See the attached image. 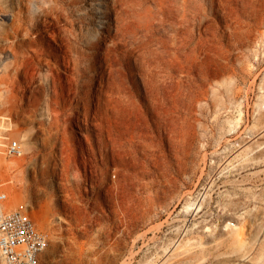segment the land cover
<instances>
[{"label": "rangeland", "instance_id": "obj_1", "mask_svg": "<svg viewBox=\"0 0 264 264\" xmlns=\"http://www.w3.org/2000/svg\"><path fill=\"white\" fill-rule=\"evenodd\" d=\"M71 1L35 30L0 0V182L40 264H264V0Z\"/></svg>", "mask_w": 264, "mask_h": 264}, {"label": "built area", "instance_id": "obj_2", "mask_svg": "<svg viewBox=\"0 0 264 264\" xmlns=\"http://www.w3.org/2000/svg\"><path fill=\"white\" fill-rule=\"evenodd\" d=\"M0 153L20 157L22 143L0 131ZM7 191L0 182V260L2 264H40L39 258L48 245L47 234L31 216L19 209H7Z\"/></svg>", "mask_w": 264, "mask_h": 264}, {"label": "bare ground", "instance_id": "obj_3", "mask_svg": "<svg viewBox=\"0 0 264 264\" xmlns=\"http://www.w3.org/2000/svg\"><path fill=\"white\" fill-rule=\"evenodd\" d=\"M31 1V0H30ZM35 4V10L34 12L31 14V25L33 28H35V30H39L43 27L42 25V21H43V17H47V15H50V14H56L58 16L61 15L62 13V10H63V0H32ZM71 2H74L73 0ZM45 3H47V5H44ZM16 18L19 19L20 21H22L24 23V20H25V16H21L20 14L16 15ZM116 26V25H115ZM25 30V29H24ZM107 32L105 35H102L101 34V37L99 39H105V38H108V37H111L112 36V33L108 32V31H105ZM112 32V31H111ZM12 56H13V62L12 64H17V62L19 61H22L23 58H24V55L23 53H21L20 55L17 54V51L16 50H13L12 51ZM42 63V61L39 62V65ZM78 73L79 72H76V69H75V75L78 76ZM24 85V81L22 83ZM74 85L77 86L78 85V81H77V78H75V81H74ZM25 86V85H24ZM22 86V87H24ZM76 93V91L74 92ZM29 95V94H28ZM27 97V96H26ZM33 99H35V96H34V88L31 86L30 87V95L28 96V101L25 102L24 98H21L19 103L17 104L16 106V110H17V113L20 115V116H24L28 110H26L25 108V105H34L33 103ZM48 102V105H50L49 101ZM102 104L100 102H97L96 105L94 107H92V110L94 112V115L95 116H99L101 113H102ZM30 110V109H29ZM90 110V109H89ZM53 127V122H49L47 125H45L44 129H47V130H51ZM169 129V128H168ZM171 129V128H170ZM170 129L168 131H170ZM150 144V143H149ZM100 146L102 148H107V147H114L112 146V138L110 137V134L108 133V136L107 138H102L101 140V144ZM151 147V146H150ZM149 145H147L146 149H145V152H144V156H145V164H146V167H148L149 169H147V171L149 173H152V172H155V169H156V166H155V161H153L151 159V156L153 155L152 153V150L150 149ZM114 150H111V153L110 155L112 156V160L115 158V155H114ZM53 157V156H52ZM52 159V158H51ZM42 162L43 163H46L44 166L40 165L38 167L39 169V173L40 175L42 176L45 172L48 171V166H49V156L46 154V155H42V158H41ZM57 160V159H56ZM157 161V160H156ZM56 162V161H55ZM3 163V161L0 159V165ZM42 163V164H43ZM54 163V162H53ZM59 163V162H58ZM159 163V162H158ZM6 164V163H4ZM21 163H18L17 162V165H20ZM55 164V163H54ZM8 164H6L7 166ZM12 165V163H11ZM16 165V164H15ZM58 165V164H57ZM159 166V165H157ZM56 167L54 165L53 167V170L56 171ZM152 167V168H151ZM58 169V168H57ZM61 170V169H60ZM52 173V171H51ZM55 173V172H54ZM50 174V173H49ZM61 174V173H60ZM63 175V174H62ZM93 188V187H92Z\"/></svg>", "mask_w": 264, "mask_h": 264}]
</instances>
